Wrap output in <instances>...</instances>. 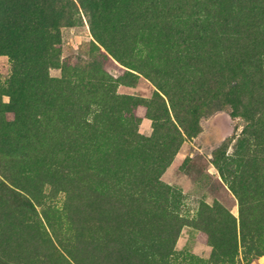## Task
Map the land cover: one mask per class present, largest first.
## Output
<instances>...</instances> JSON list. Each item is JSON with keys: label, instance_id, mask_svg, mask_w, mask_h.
Wrapping results in <instances>:
<instances>
[{"label": "rangeland", "instance_id": "obj_1", "mask_svg": "<svg viewBox=\"0 0 264 264\" xmlns=\"http://www.w3.org/2000/svg\"><path fill=\"white\" fill-rule=\"evenodd\" d=\"M131 1L0 2V101L16 134L0 136V156L25 153L11 168L33 203L0 198V258L264 264V34L227 44L222 89L213 74L188 75L183 32L147 39L159 22ZM42 9L49 23L60 13L58 26ZM76 69L83 82L96 69L132 72L116 93L138 100H117L96 124L98 89H71Z\"/></svg>", "mask_w": 264, "mask_h": 264}, {"label": "trees", "instance_id": "obj_2", "mask_svg": "<svg viewBox=\"0 0 264 264\" xmlns=\"http://www.w3.org/2000/svg\"><path fill=\"white\" fill-rule=\"evenodd\" d=\"M0 2L4 6H9L10 0H0ZM131 3L134 8L135 3L136 6L142 8L145 12L144 19H147V21L159 22V25L148 29L147 33L144 34L147 39L151 38L154 44H158V40H163L161 33H159L161 28L162 31H177V33L172 36L176 38L179 37L177 35H179L180 32H183L188 43L184 55L188 75L197 72L199 75L198 79L200 80L207 74H213L217 77L219 86H221L222 89L231 82V79L226 77V75L232 71V68H229V66L232 67V65L228 64V62L225 64L223 63V60H228V56L231 55L230 52L225 50L227 44H232L235 40L247 36L250 32H260L264 34L262 32L264 30V0H132ZM5 10L8 12L9 8L6 7ZM42 13L47 28H49V24L58 26L56 21L62 18L60 13L57 18L50 23L48 11L42 9ZM157 27L158 30L155 31ZM47 28L46 30H48ZM46 35H48V32H46ZM58 35H60V33H57V36ZM248 38L249 37H246L245 39ZM196 43H201L204 50L197 48L195 46ZM109 53L112 58L119 61L118 54H113L111 51ZM210 53L216 55L218 62L215 68L210 66L209 62L212 60ZM203 55H205V57L202 59ZM100 70L101 69H96L94 73H90L89 80L83 82L81 80L83 73L76 69L73 75L71 74V76L74 77L75 83L73 82V85L70 87L71 89H98L96 92H99V94L94 93V97H98L99 100L96 103V108H94L91 119V121L96 124L98 123L99 117L103 114L111 117L112 113H114V107L119 106L115 105L117 100L120 102L123 101V103L127 102L128 104H134V102L138 100L135 96H120L116 93L117 85L134 83L137 79L135 74L125 70L118 78H114L109 72L104 73V71ZM98 74H103L104 76L101 78ZM125 79H128L129 82H125ZM63 84L64 83H62V85ZM237 87V82H233V85H231L232 92ZM197 90L201 92L200 89ZM4 92V90L0 89L1 94H4ZM83 92L88 94V91ZM105 95H109V98H113V102L111 100L109 101L111 103H106L105 108H108L107 112V109L104 110V107H102V105L100 106L103 97L106 99ZM9 106V104H4L0 101V136L4 137H7L8 134H15L13 130L11 132L7 128V118L4 114V110ZM10 139L17 140V138ZM24 155L25 153L17 155L16 151H12L6 154V158H1L0 156V175L3 178V180H0V198L9 200V202L16 207L31 209L33 203L27 194V189L25 190V188L19 186L16 178L17 173L11 168L15 166L13 165L15 162L14 160L23 158ZM51 155L52 154H49V158ZM51 159H53V157ZM0 264L9 263L0 258Z\"/></svg>", "mask_w": 264, "mask_h": 264}]
</instances>
